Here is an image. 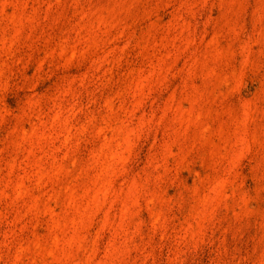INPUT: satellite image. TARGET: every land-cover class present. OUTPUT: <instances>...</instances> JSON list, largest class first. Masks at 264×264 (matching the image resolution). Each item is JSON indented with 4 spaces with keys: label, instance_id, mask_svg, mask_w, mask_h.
I'll list each match as a JSON object with an SVG mask.
<instances>
[{
    "label": "rangeland",
    "instance_id": "obj_1",
    "mask_svg": "<svg viewBox=\"0 0 264 264\" xmlns=\"http://www.w3.org/2000/svg\"><path fill=\"white\" fill-rule=\"evenodd\" d=\"M0 264H264V0H0Z\"/></svg>",
    "mask_w": 264,
    "mask_h": 264
}]
</instances>
